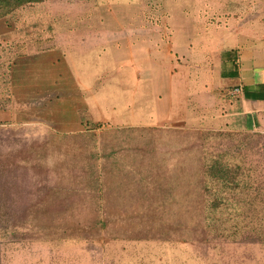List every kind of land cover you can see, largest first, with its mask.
Wrapping results in <instances>:
<instances>
[{"label":"rangeland","instance_id":"374dc122","mask_svg":"<svg viewBox=\"0 0 264 264\" xmlns=\"http://www.w3.org/2000/svg\"><path fill=\"white\" fill-rule=\"evenodd\" d=\"M0 10V264H264V122L203 95L264 0Z\"/></svg>","mask_w":264,"mask_h":264},{"label":"crops","instance_id":"0c3cea01","mask_svg":"<svg viewBox=\"0 0 264 264\" xmlns=\"http://www.w3.org/2000/svg\"><path fill=\"white\" fill-rule=\"evenodd\" d=\"M253 55L248 48L241 50L239 47H232L225 51L219 69L215 66L211 69L214 74L217 73L218 80L216 89L212 88L203 93L207 102L210 101V106L209 103L204 106L215 108V113L219 112L220 108L229 114L233 111L237 118L249 117L252 124L259 125L264 122V82L259 81L258 69L249 63ZM134 60L135 57L132 56L131 61ZM81 80L82 85L86 86V79ZM237 88H240V93L235 92ZM204 89L206 91L208 87L205 86ZM198 101L202 102V96Z\"/></svg>","mask_w":264,"mask_h":264},{"label":"trees","instance_id":"16d2710c","mask_svg":"<svg viewBox=\"0 0 264 264\" xmlns=\"http://www.w3.org/2000/svg\"><path fill=\"white\" fill-rule=\"evenodd\" d=\"M41 1L43 0H0V9H4L7 7L8 8L21 7L27 4L38 3Z\"/></svg>","mask_w":264,"mask_h":264}]
</instances>
